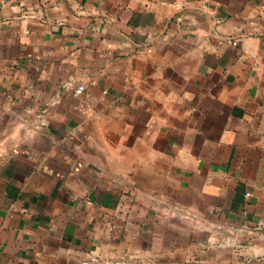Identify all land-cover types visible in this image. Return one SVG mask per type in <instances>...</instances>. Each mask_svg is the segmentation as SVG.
Instances as JSON below:
<instances>
[{
  "label": "crops",
  "instance_id": "obj_1",
  "mask_svg": "<svg viewBox=\"0 0 264 264\" xmlns=\"http://www.w3.org/2000/svg\"><path fill=\"white\" fill-rule=\"evenodd\" d=\"M264 264V0H0V264Z\"/></svg>",
  "mask_w": 264,
  "mask_h": 264
},
{
  "label": "built area",
  "instance_id": "obj_2",
  "mask_svg": "<svg viewBox=\"0 0 264 264\" xmlns=\"http://www.w3.org/2000/svg\"><path fill=\"white\" fill-rule=\"evenodd\" d=\"M96 258H91L90 261H85L83 264H91L92 262H95Z\"/></svg>",
  "mask_w": 264,
  "mask_h": 264
}]
</instances>
